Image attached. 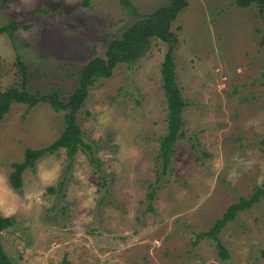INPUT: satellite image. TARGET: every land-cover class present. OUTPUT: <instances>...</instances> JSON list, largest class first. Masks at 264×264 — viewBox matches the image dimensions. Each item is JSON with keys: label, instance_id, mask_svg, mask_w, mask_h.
I'll list each match as a JSON object with an SVG mask.
<instances>
[{"label": "rangeland", "instance_id": "obj_1", "mask_svg": "<svg viewBox=\"0 0 264 264\" xmlns=\"http://www.w3.org/2000/svg\"><path fill=\"white\" fill-rule=\"evenodd\" d=\"M129 1L136 16L120 0H0V26L18 24L13 39L0 34V91L25 80L30 94L55 90L67 102L82 68L168 0ZM171 32L186 106L165 172L167 45L155 38L88 89L75 119L91 153L45 155L18 191L11 164L56 141L65 113L13 104L0 120V216L14 218L2 245L15 264H264V197L218 235L228 260L211 239L192 245L239 198L264 189V19L256 5L188 0Z\"/></svg>", "mask_w": 264, "mask_h": 264}, {"label": "trees", "instance_id": "obj_2", "mask_svg": "<svg viewBox=\"0 0 264 264\" xmlns=\"http://www.w3.org/2000/svg\"><path fill=\"white\" fill-rule=\"evenodd\" d=\"M237 8L245 9L256 5L259 15L264 19V0H233ZM120 4L136 16L135 8L129 0H120ZM188 0H168L166 5L160 7L153 13L137 18L132 26L127 28L119 39L112 40L105 53V59L94 57L79 72L77 78V89L73 92L67 102L60 99L58 91H51L47 95L30 94L23 80L20 88L11 87L6 91H0V120L9 113L13 104H24L29 108L39 104H47L55 112H64V128L59 138L52 144L39 149H25L23 159L11 164L12 172L8 176V183L13 190L22 187V175L28 169H34L36 162L45 155L54 154L64 149L68 159H72L78 152L90 150L83 142L79 126L76 124L75 115L83 106L88 95V89L99 79L109 78L119 64L131 65L137 61L148 49L149 42L155 38L167 45V51L161 65L162 90L167 106L166 134L160 138L158 158L161 160L162 172L168 170L171 158L174 155L176 142L183 136L182 112L186 106L181 96V90L177 84L174 55L177 49V39L171 32V25L177 16L186 9ZM18 24L9 20L0 26V34H5L13 39ZM25 79V73H22ZM264 78V70L262 72ZM86 148V149H85ZM91 153V150H90ZM93 162V159H91ZM264 197V189L256 188L248 198H239L237 203L228 207L223 216L218 219L214 226L207 232L199 233L192 243L197 245L198 241L211 239L216 244V250L221 260L229 259L226 248L219 240L218 235L225 226L233 221L237 214L252 208ZM153 198V194L150 195ZM14 218L0 216V264H15L5 253L2 245V232L13 227ZM264 258V250L261 251ZM63 264H71L63 261Z\"/></svg>", "mask_w": 264, "mask_h": 264}]
</instances>
